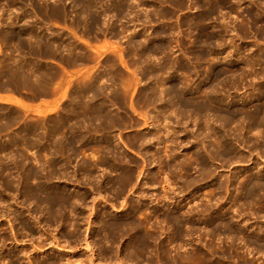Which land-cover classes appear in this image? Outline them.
Returning <instances> with one entry per match:
<instances>
[{"label":"rangeland","instance_id":"rangeland-1","mask_svg":"<svg viewBox=\"0 0 264 264\" xmlns=\"http://www.w3.org/2000/svg\"><path fill=\"white\" fill-rule=\"evenodd\" d=\"M263 84L264 0H0V97L22 101L0 100V209L32 223L34 209L47 205L23 195L22 179L42 184L50 171L49 182L67 194L86 192L74 201L79 241L66 237L72 228L53 225L40 242L12 215L0 216V264L11 255L32 264H115L128 238L102 251L110 244L94 234L103 211L115 224L133 220L149 237L128 264H264L256 237L264 233L263 191L240 190L251 162L258 170L264 160L232 134L235 109L243 100L259 105L254 90ZM251 106L240 114L244 127ZM128 175L132 187L121 192L117 179ZM7 181L13 188L4 189Z\"/></svg>","mask_w":264,"mask_h":264},{"label":"bare ground","instance_id":"bare-ground-1","mask_svg":"<svg viewBox=\"0 0 264 264\" xmlns=\"http://www.w3.org/2000/svg\"><path fill=\"white\" fill-rule=\"evenodd\" d=\"M57 6V5H56ZM63 6V5H62ZM57 13V12H56ZM60 14V13H59ZM58 13H57V15H59ZM56 15V16H57ZM61 15H62V12H61ZM65 16V15H64ZM58 17H60V16H58ZM63 19V18H62ZM15 30V29H14ZM25 30V29H24ZM17 31V30H16ZM23 31V30H22ZM22 31H21V33H22ZM8 32V31H7ZM12 32V31H11ZM11 32H10V34L8 35V33L6 34L8 37H10V35H11ZM25 32V31H24ZM14 33V32H13ZM12 33V34H13ZM17 33V35L19 34V36L21 37V36H24V35H20V32L18 33V31L16 32ZM16 33H14L13 35L14 36H12L13 38H15V39H18V36H17V38H16ZM31 33V32H30ZM25 34V33H24ZM3 35H5V34H3ZM27 35H30L29 33L27 34ZM6 36V38H8ZM22 38V37H21ZM24 38H22V40H23ZM4 40V39H3ZM7 40H10L9 38L7 39ZM6 40V41H7ZM11 40H12V38H11ZM10 40V41H11ZM13 43H14V39H13V41H12ZM18 42H20V41H18ZM24 42V41H23ZM22 41H21V43H17L16 42V44H19V46H20V44H22L23 43ZM25 44V43H24ZM55 44L56 43H54V47H55ZM45 46L46 45H48V44H44ZM51 45V44H50ZM57 45V44H56ZM24 45H22L21 47H23ZM38 46H40V45H38ZM28 47V46H27ZM43 47V46H42ZM53 47V48H54ZM59 47V46H58ZM30 48V47H29ZM39 48H41V47H39ZM53 48H51V46H50V48H46V51H44V49H43V51H42V48L40 49V52H43V53H40V55H38V57L39 58H41L42 56L46 59V56H47V58H48V56H50V53L52 52L51 51V49H53ZM56 48V47H55ZM31 49V48H30ZM37 50V49H36ZM54 50H56V49H54ZM58 50V49H57ZM56 50V52H58ZM60 51V50H59ZM34 52H36L37 54H39L38 53V51H34ZM59 53V52H58ZM32 54H33V52H32ZM36 54V55H37ZM54 54V53H53ZM56 54H54V56H55ZM60 55V54H59ZM53 56V57H54ZM56 57V56H55ZM62 58V57H61ZM60 60H62V59H60ZM75 62H76V60H75ZM74 62V63H75ZM36 64H37V61H36ZM31 65H33V64H31ZM35 66V65H34ZM38 66V65H37ZM21 68V67H20ZM60 68H61V66H60ZM22 71H24V70H22ZM55 71V70H54ZM21 73H23V72H21ZM25 73H23V75H24ZM45 74V73H44ZM58 75H60V74H58ZM25 76V75H24ZM28 78V77H27ZM46 83V82H45ZM48 83V82H47ZM46 83V84H47ZM56 84H58V83H56ZM238 85V84H237ZM254 91H256V93H254L255 95H254V97L259 101V105H256V106H254V104L252 105V102H246V105H245V101L246 100H241L242 101V104H240V105H238L237 106V108L235 109L236 111V115H235V123H236V126H235V128H234V131H235V133H234V131H233V133L232 134H235L234 135V139L233 140H235L236 142H237V144L240 146V145H242V146H244L245 147V145H246V148H247V153H251L252 155H253V153L257 156V160L258 161H260V159H262V160H264V84L259 88V89H257V90H254ZM251 100V99H250ZM249 100V101H250ZM263 100V101H262ZM261 103V104H260ZM252 106H251V105ZM258 104V103H257ZM253 107L254 108V112L252 113V114H249V115H247V118H248V124H247V126L246 127H244L243 126V124H242V122H241V120L243 119H241V113L242 112H244V110H246V108H248V107ZM248 109H250V108H248ZM247 112V111H246ZM246 112H244V115H245V113ZM247 114H248V112H247ZM221 115V114H220ZM240 117V118H239ZM226 119V118H225ZM224 119V120H225ZM231 119V121H232V118H230ZM233 119H234V117H233ZM241 119V120H240ZM223 121V120H222ZM246 129H248V131H246ZM225 130V129H224ZM231 134V135H232ZM226 137H224V139H225ZM221 142V141H220ZM225 147H226V149L228 148V150L230 149V146L229 145H225ZM227 150V151H228ZM236 159H238V161H246V159H247V156H245V155H243V154H241V153H236ZM248 161H250V159L248 160ZM252 164V166L250 167V169H249V171H246V173H244V176H240L242 179H241V181H242V183H241V189L240 190H243L242 191V193L243 192H245V190L246 189H248L249 188V190H250V193H252L253 195H254V193L256 192V190H261V191H263V195L262 196H264V167H263V169H258L257 170V165H255L253 162H251ZM254 164V165H253ZM101 165V164H100ZM95 166V165H94ZM96 168H98V167H96ZM253 171V172H252ZM52 171H50V173L49 172H47V173H49V174H54V172H52ZM37 173L35 172L34 173V175H36ZM49 174H46V175H48V177H49ZM52 174V175H53ZM33 175H31V177H32ZM28 177V176H27ZM48 177L46 178V177H44L43 178V180H45V182H43L42 184H41V182H40V184H38L37 182H36V185H34V186H32V185H30V183H29V185L27 186V184L24 182L25 180L24 179H27V178H24V179H22L23 181V183L24 184H22V193H23V195L26 197V198H32V199H34L35 201H36V203L38 204V207H40V206H42L43 207V205H42V203H46L44 206H46L47 205V208L45 209V207H44V209H34V213H35V215L34 216H32L33 214H31L29 217V219H27V221H32V223H30V224H26V221L24 222L22 219H21V216H23L22 215V213H19L18 211L16 212V211H12V210H9V209H0V216H4L5 215V217H7V218H10L11 216L10 215H12V217H11V219H12V221L14 222V221H19V223H18V225H21V228L23 229V230H25L26 232H27V234H29V235H31L32 236V234L33 233H35V231H36V234L39 236H37L38 237V239L40 240L41 239V237H42V239H43V236H45V237H48V234H46L45 232H46V229H45V227L46 228H50L51 226H59L60 228H64L65 229V231H67L68 232V228H72L71 230H70V232H68V233H65V234H67V236L66 237H68V238H74L75 240H77L79 237H80V233H79V230H80V221H81V219L82 218H79L80 217V210L81 209H79L78 207H76L75 206V199H78L79 200V198L77 197V195L80 197L81 195H80V191H75V192H77V195H74V194H67V191L65 190V189H63V190H61L60 188H58L56 185H53L52 183H50L49 181L52 179L51 178V176L49 177V178H51V179H48ZM118 177H120L119 175H118ZM240 177H238V178H240ZM131 179H132V177L130 176V175H128V177H126L125 179L122 177V178H118L117 180H120V191L122 192V190L123 189H126L127 187H130L131 185H132V181H131ZM30 180V179H29ZM28 180V181H29ZM95 180V179H94ZM93 180V181H94ZM27 181V182H28ZM240 181V182H241ZM22 182H20V186H21V183ZM95 182H96V180H95ZM7 184H6V187H4V185H5V183H4V185L2 186V187H4V189L5 190H9L10 188H13L12 187V182L10 181V183H9V181H7L6 182ZM110 183H111V181H110ZM118 183H119V181H118ZM26 184V185H25ZM34 184V183H33ZM26 187H25V186ZM134 185V184H133ZM24 186V187H23ZM98 186V187H97ZM99 186L100 185H98V183H96V185H94L93 187H95V189H97V188H99ZM135 186V185H134ZM8 187V188H7ZM101 187V186H100ZM112 187V186H111ZM110 187V188H111ZM132 187V186H131ZM64 188V187H63ZM114 188H116L115 186H114ZM94 189V188H93ZM100 189V188H99ZM119 189V188H118ZM118 189H117V191H118ZM115 192H116V190H114ZM258 191V192H259ZM78 192H79V194H78ZM84 194H82V198L84 197L85 198V191H82ZM121 192H118L119 194L121 193ZM240 192V191H239ZM42 193H44V198H42L41 197V195L40 194H42ZM241 193V192H240ZM239 193V194H240ZM241 193V194H242ZM244 194V193H243ZM252 194H250V195H252ZM257 194V193H256ZM261 196V197H262ZM240 197V196H239ZM238 197V198H239ZM81 199V198H80ZM2 201L3 200H1L0 201V203L1 204H4V203H2ZM80 201H84V200H80ZM84 203V202H83ZM76 205H77V203H76ZM5 206V205H4ZM78 206H80V204L78 205ZM75 207L76 208H78V209H75ZM0 208H1V206H0ZM67 208V209H66ZM69 208V209H68ZM160 210H162V209H160ZM174 211L177 213L178 211H176L175 209H174ZM173 211V212H174ZM185 211V210H184ZM157 212V211H156ZM159 213H160V211H159ZM168 213V212H167ZM179 213V212H178ZM222 213V212H221ZM4 214V215H3ZM173 214V213H172ZM214 214H216V213H214ZM37 215H39V218H37ZM168 215V214H167ZM174 215H176V214H174ZM173 215V216H174ZM217 215V214H216ZM220 215V214H219ZM218 215V216H219ZM222 215V214H221ZM9 216V217H8ZM44 217L42 220H40V217ZM46 216V217H45ZM109 214H108V212L107 211H103L102 213H101V216L99 217V225H98V228H97V231L95 232V234H94V237H98L99 238V240H101L102 241V239H103V241L104 240H107V242L110 244V246L109 247H106V244L104 245V244H102L101 245V247L100 248H102L103 250L102 251H104V252H107L108 250H109V253L111 254V251H110V249L113 251V249H112V244H114L115 245V243L119 240H122L123 238H128V242L121 248H119L118 246H117V248H119V250H122V253L124 252H126V254H125V257H124V255H121V257L124 259V261L125 262H127L126 264H128V262H131L134 258V255L136 254V251L137 250H139V249H143V242L145 241V242H148V240H149V237H147V235L146 234H144L145 236V238L143 239L142 238V232H140L139 230H140V227H139V225L138 224H136L135 222H133V220H131V221H129V222H125V223H119V224H115V223H112V222H109V220H108V218H109ZM161 216H163L162 214H161ZM169 216V215H168ZM179 216V215H178ZM213 217V216H212ZM216 217V216H215ZM3 218V217H2ZM159 218H162V217H160V215H159ZM173 217H171V218H169V217H167V216H165V219L164 220H168V219H172ZM175 218V217H174ZM174 218H173V220H174ZM176 218H177V215H176ZM179 218V217H178ZM10 219V220H11ZM7 221H8V223H9V220L8 219H6ZM83 220V219H82ZM163 220V221H164ZM173 220H169L170 221V223H171V221H172V224L174 223L175 224V222H178L179 220H177V221H173ZM11 221V222H12ZM169 221L167 222V223H169ZM219 221V220H218ZM12 222V223H13ZM88 222V221H87ZM162 222V221H161ZM165 222V221H164ZM180 222V221H179ZM183 221H181L180 223H182ZM186 222V221H185ZM217 222V221H216ZM215 222V223H216ZM224 222H226V221H224ZM166 223V222H165ZM180 223H178V225L180 224ZM184 223V222H183ZM219 223V222H218ZM223 223V222H222ZM229 224V223H228ZM10 225V224H9ZM89 225H91V224H89ZM177 225V229H176V231L179 229H182L181 227L179 228V226ZM182 225V224H181ZM225 225H227V223L225 224ZM173 226H175V225H172V227ZM219 226V225H218ZM222 226V225H221ZM10 228V227H9ZM59 228V229H60ZM225 229V228H224ZM11 230H12V227H11ZM175 229L173 228V235L176 233V231H174ZM226 230V229H225ZM48 231V230H47ZM60 230H58V232H59ZM182 231V230H181ZM49 232V231H48ZM175 232V233H174ZM233 233V232H232ZM14 234H17V233H14ZM64 234V235H65ZM238 234V233H237ZM242 234V233H241ZM259 234V235H258ZM257 234V238H262V240H264L263 238H264V233H262V235H260V233H258ZM103 235V236H102ZM178 235V234H177ZM176 235V236H177ZM233 235V234H232ZM235 235V234H234ZM12 236V235H11ZM15 237H13V240H16V237L18 236V235H14ZM175 236V235H174ZM253 236V235H252ZM51 237V241L49 242L48 241V243L49 244H52V245H55L54 247H59V246H61L60 244V242H59V239L58 238H56V237H54V236H50ZM178 237V236H177ZM235 237H236V235H235ZM254 237V236H253ZM252 237V238H253ZM4 238H6V239H10V238H8V237H4ZM3 238V239H4ZM68 238H66V240L65 241H63L62 240V243L63 244H67V247L69 246V245H71V243L69 242V241H67V239ZM227 238V237H226ZM251 238V237H250ZM2 239V240H3ZM64 239H65V237H64ZM69 239V240H70ZM179 239V238H178ZM244 239V238H243ZM256 239V238H255ZM255 239L253 240V239H250V242H251V240H253V241H255ZM12 240V241H13ZM18 240V239H17ZM17 240H16V242H17ZM91 240H92V238H91ZM29 241H31V240H29ZM46 241V240H45ZM44 241V242H45ZM78 241H79V239H78ZM87 241V240H86ZM93 241V240H92ZM91 241V242H92ZM102 241V242H103ZM252 241V242H253ZM260 241V240H259ZM4 242V241H3ZM6 242V241H5ZM14 242V241H13ZM40 242H41V240H40ZM71 242H73V239H72V241ZM248 242V241H247ZM252 242H251V244H252ZM77 243V242H76ZM87 243V242H86ZM118 243V242H117ZM258 241L257 242H253V244H256L257 246L259 245L260 246V243H258ZM42 244H43V240H42ZM62 244V245H63ZM73 244V243H72ZM201 244V243H200ZM232 244V243H231ZM231 244H229V245H231ZM252 244V245H253ZM33 244H31V246H32ZM38 245V244H37ZM44 245V244H43ZM43 245H41L40 243H39V247H40V249H43L44 247H42ZM84 245H85V243H84ZM117 245V244H116ZM123 245V244H122ZM256 245H255V247H256ZM261 245H263V243L261 242ZM30 246V247H31ZM36 246V245H35ZM87 246H88V244H87ZM161 246V245H160ZM163 246V245H162ZM201 246H202V244H201ZM232 246H234V244L232 245ZM254 246V245H253ZM38 247V248H39ZM53 247V246H52ZM63 247V246H62ZM71 247V246H70ZM85 247V246H84ZM83 247V248H84ZM89 247V246H88ZM116 247V246H115ZM114 247V248H115ZM230 247V246H229ZM34 249H36L37 248V246H36V248L35 247H33ZM32 248V249H33ZM37 248V249H38ZM232 248V247H231ZM261 248H264L263 246L261 247L260 246V248H258L257 247V249H261ZM197 249V248H196ZM211 249H212V246H211ZM107 250V251H106ZM214 250V249H213ZM216 250V249H215ZM233 250V249H232ZM33 251V250H32ZM114 251H115V249H114ZM203 251V250H202ZM22 252H24V251H22ZM211 252H212V250H211ZM108 253V252H107ZM108 253V254H109ZM114 253V252H113ZM121 253V254H122ZM215 253V252H214ZM41 254H43V253H41ZM157 254V253H156ZM222 254H224V253H222ZM10 255V254H9ZM26 255V254H25ZM118 255V254H117ZM210 255H212V254H210ZM111 256V255H110ZM109 256V257H110ZM114 256H116V255H114ZM213 256V255H212ZM7 257V256H6ZM113 257V256H112ZM120 257V258H121ZM182 257H187V256H182ZM210 257V256H209ZM222 257H223V255H222ZM221 257V258H222ZM27 258H28V256H27ZM111 258V257H110ZM109 258V259H110ZM119 256H117V257H115L114 258V260H115V264H119L120 262H122V261H120L119 259ZM162 258V260L161 261H163V257H161ZM210 258H212V257H210ZM2 259H7V261L8 262H6L7 264H21L22 262H24V261H20L21 259H20V257H18L17 255H11V256H8L7 258H3L2 257ZM113 259V258H112ZM173 259V258H172ZM175 259V258H174ZM223 259V258H222ZM1 260V259H0ZM30 260V258L29 259H26L25 261H27V263H25V264H32L33 262H30L29 261ZM45 261H41V262H35L34 264H58V260L57 259H55V258H47V259H44ZM165 261H166V259H164ZM176 260V259H175ZM184 260H187L188 261V258L187 259H184ZM183 260V258H182V261H184ZM190 260V259H189ZM201 260V263L202 264H227V263H225V261L226 260H224V262H223V260H221V259H219V260H208V261H206L207 259L206 258H201L200 259ZM232 260H233V258L231 259V261H230V259L228 260L231 264H232ZM2 261V260H1ZM5 260H3L2 262H4ZM113 261V260H112ZM118 261H119V263H118ZM172 260L170 259V264H172V262H171ZM177 261V260H176ZM181 261V260H180ZM234 261V260H233ZM133 262V261H132ZM151 262V261H150ZM153 262V261H152ZM149 263V264H153V263ZM186 262V261H185ZM188 262H191V260L190 261H188ZM196 261L194 260V263H195ZM229 262H228V264H229ZM247 262V261H246ZM97 262H95V264H96ZM100 263V262H99ZM182 263H184V262H182ZM247 263H249V262H247ZM122 264V263H121ZM123 264H125V263H123ZM164 264V263H163ZM166 264V263H165ZM168 264H169V261H168ZM174 264V263H173ZM181 264V263H180ZM184 264H186V263H184ZM196 264V263H195ZM234 264H235V262H234ZM246 264V263H245Z\"/></svg>","mask_w":264,"mask_h":264},{"label":"crops","instance_id":"crops-1","mask_svg":"<svg viewBox=\"0 0 264 264\" xmlns=\"http://www.w3.org/2000/svg\"><path fill=\"white\" fill-rule=\"evenodd\" d=\"M0 100L6 103H10V104H22L21 99H19L14 94H10V93L1 94ZM40 106L43 107L44 105H40Z\"/></svg>","mask_w":264,"mask_h":264}]
</instances>
